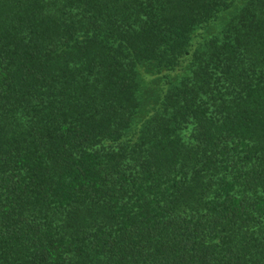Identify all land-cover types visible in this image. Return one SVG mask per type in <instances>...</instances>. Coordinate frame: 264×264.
Segmentation results:
<instances>
[{"label":"trees","instance_id":"1","mask_svg":"<svg viewBox=\"0 0 264 264\" xmlns=\"http://www.w3.org/2000/svg\"><path fill=\"white\" fill-rule=\"evenodd\" d=\"M0 264H264V0H0Z\"/></svg>","mask_w":264,"mask_h":264},{"label":"rangeland","instance_id":"2","mask_svg":"<svg viewBox=\"0 0 264 264\" xmlns=\"http://www.w3.org/2000/svg\"><path fill=\"white\" fill-rule=\"evenodd\" d=\"M242 4V3H241ZM240 4V5H241ZM237 5H239V1H237V3H236V6ZM235 9H236V7H232V8H229V11H226L223 15H221V18H219V21H217L211 28H210V33L212 34V33H216V31H218V29L219 28H221L224 24H225V22H226V20H228L229 19V17L235 12ZM177 73V72H176ZM176 73H175V75H176ZM185 73H190V70H187ZM175 75H173V76H175ZM172 76V77H173ZM155 81H152L151 82V84H155V85H158L157 86V88H159V86L160 87H162V83H163V80L164 79H154ZM157 88H154V90H149V87L147 88V87H143L142 88V90H143V92H142V90L140 91V92H138L139 93V97H142L141 99L139 98V101H141V100H144V98H146V97H149V96H152L153 95V93H154V91L157 89ZM152 89V88H151ZM163 89V88H162ZM161 89V90H162ZM166 89V88H165ZM164 89V90H165ZM143 103H145V101H143ZM148 104H150V102H147Z\"/></svg>","mask_w":264,"mask_h":264}]
</instances>
